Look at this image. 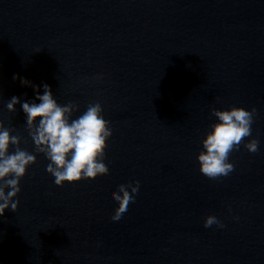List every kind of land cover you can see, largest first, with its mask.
Segmentation results:
<instances>
[{"label": "water", "instance_id": "95a60500", "mask_svg": "<svg viewBox=\"0 0 264 264\" xmlns=\"http://www.w3.org/2000/svg\"><path fill=\"white\" fill-rule=\"evenodd\" d=\"M44 83L72 119L101 103L106 173L53 183L20 104L6 108ZM233 105L256 109L251 134L209 178L201 141ZM0 123L36 156L0 216V264H264V0H0ZM137 180L114 221L112 191Z\"/></svg>", "mask_w": 264, "mask_h": 264}, {"label": "clouds", "instance_id": "9594fccd", "mask_svg": "<svg viewBox=\"0 0 264 264\" xmlns=\"http://www.w3.org/2000/svg\"><path fill=\"white\" fill-rule=\"evenodd\" d=\"M14 79L17 78L15 75ZM21 84H31L27 78H20ZM34 88L41 86L33 85ZM43 91H36L35 101H21L13 95L6 103L9 111H15L16 105L25 114L33 144L49 160L46 171L54 177L53 183L62 186L66 181L95 178L107 171L104 161L106 142L111 135L110 122L103 114L101 103H90L86 110L75 119L71 118V105H61L55 98L51 86L42 85ZM256 109L240 105L213 109L216 122L201 141L202 148L197 154L199 170L209 178L227 176L234 168L228 159L233 149L240 147L244 137L251 134V125ZM39 118V119H37ZM18 137L0 123V216L6 209L15 211L19 200L15 199L21 191L20 181L28 167L36 162V156L17 147ZM259 140L255 137L244 142L250 151L258 150ZM139 181L120 183L112 191V198L118 202L112 219L119 220L127 210L130 201L135 200ZM216 224L223 227L222 221L209 214L204 219V227Z\"/></svg>", "mask_w": 264, "mask_h": 264}]
</instances>
